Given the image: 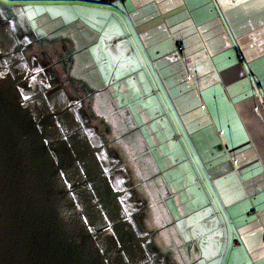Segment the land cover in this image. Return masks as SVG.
Returning <instances> with one entry per match:
<instances>
[{"label":"crops","instance_id":"obj_1","mask_svg":"<svg viewBox=\"0 0 264 264\" xmlns=\"http://www.w3.org/2000/svg\"><path fill=\"white\" fill-rule=\"evenodd\" d=\"M11 1L36 43L69 46L162 264H264V0ZM142 140L178 166L151 180Z\"/></svg>","mask_w":264,"mask_h":264},{"label":"water","instance_id":"obj_2","mask_svg":"<svg viewBox=\"0 0 264 264\" xmlns=\"http://www.w3.org/2000/svg\"><path fill=\"white\" fill-rule=\"evenodd\" d=\"M35 46L24 55L37 53L54 63L53 82L81 100L87 113L85 126L93 127L110 145L115 167L128 178L133 201L142 210L108 126L89 110V89L81 79H69V46L54 40ZM24 87L22 80L0 75V264H130L132 252H140L147 238L153 258L162 263L143 224L147 234L137 232L125 217H117L121 192L112 188L96 161L99 147L91 146L88 138L71 141L67 131L53 138L55 117L33 113ZM72 166L81 170V177L70 176ZM116 221L122 224L120 231Z\"/></svg>","mask_w":264,"mask_h":264},{"label":"flooded vegetation","instance_id":"obj_3","mask_svg":"<svg viewBox=\"0 0 264 264\" xmlns=\"http://www.w3.org/2000/svg\"><path fill=\"white\" fill-rule=\"evenodd\" d=\"M11 10L6 3L0 1V56L2 61L0 75L16 77L22 80L25 87L26 103L30 110L38 116L55 117L53 138H60L62 132L67 131L71 141L78 139L83 142L88 138L91 146H98L99 151L94 153L102 171L106 173L109 184L115 190L121 192L117 197L116 214L125 217L135 230L141 234H147L142 229L144 212L133 201L134 192L127 185V177L115 167V156L110 145L103 140L102 135L96 133L91 126H85L86 112L81 100L70 97V93L54 83L56 73L52 71L54 63L46 62L48 59L43 55L40 58L37 53L26 57L23 51L35 49L36 40L32 34L24 32L19 24L17 14L10 15ZM4 52H7L5 54ZM10 53V54H9ZM6 57L8 60H6ZM45 58V61L44 59ZM46 116V117H47ZM73 139V140H72ZM70 176H82L80 169L70 167ZM78 173V174H76ZM103 210V214H106ZM96 217V216H95ZM118 219V218H117ZM116 230L120 231L122 224L116 221ZM108 237V236H106ZM130 264H162L153 258V246L150 238L142 243L140 252H132Z\"/></svg>","mask_w":264,"mask_h":264},{"label":"rangeland","instance_id":"obj_4","mask_svg":"<svg viewBox=\"0 0 264 264\" xmlns=\"http://www.w3.org/2000/svg\"><path fill=\"white\" fill-rule=\"evenodd\" d=\"M6 4H9L11 3L12 1L11 0H0ZM57 8L56 7H36L35 9H33V7H28L26 9V11L24 9L21 10V12H16L18 13L19 15H21V17H25L27 19H33L34 16L38 15L39 13H43V12H46V11H49L51 12L52 14H55V12H57ZM65 14V17L69 14L68 11H65L64 12ZM70 71V70H69ZM68 71V75H69V79H70V72ZM92 113V112H91ZM93 115V114H92ZM138 130H133V132H130V133H133V134H136ZM144 133L146 135V130H144ZM145 139V138H144ZM143 142H141V144L139 143L138 146L135 148L134 147V153H133V158L134 160H132V164H134L136 167H138L139 165H141L142 162L144 161H148L150 164H151V167H150V170H149V175L152 176L150 179H157L158 178V171H161V170H166V169H169L170 165L172 166H178V162H176V160H173V161H169L167 160V162H161V161H158V163H154L153 162V158L151 156H149L148 154L145 153L146 151V148H147V145L145 143V140H142ZM172 146V145H171ZM162 148L164 149L165 146H162ZM140 150L138 152H136L137 150ZM178 161V160H177ZM182 168V167H180ZM145 171V170H144ZM142 173V177H145L148 175V172L146 174V172ZM144 184H146V181H144ZM143 224V227L145 229V226H144V223Z\"/></svg>","mask_w":264,"mask_h":264}]
</instances>
